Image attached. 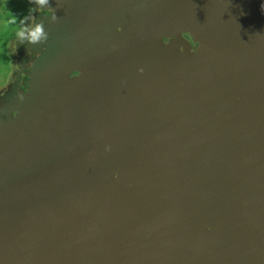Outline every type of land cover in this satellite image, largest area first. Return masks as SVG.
Returning <instances> with one entry per match:
<instances>
[{"label":"water","instance_id":"95a60500","mask_svg":"<svg viewBox=\"0 0 264 264\" xmlns=\"http://www.w3.org/2000/svg\"><path fill=\"white\" fill-rule=\"evenodd\" d=\"M105 1L0 109V264H264V0Z\"/></svg>","mask_w":264,"mask_h":264},{"label":"rangeland","instance_id":"374dc122","mask_svg":"<svg viewBox=\"0 0 264 264\" xmlns=\"http://www.w3.org/2000/svg\"><path fill=\"white\" fill-rule=\"evenodd\" d=\"M82 1L49 0L48 4L37 5L42 11L36 15V22L43 25L47 38L35 44L26 38L19 40L13 56L16 46L14 33L7 38L0 36V109L24 101V111L35 105L34 114L41 110L42 105L29 93L30 73L37 59L50 43L64 33L72 32ZM30 8L29 0H0V32L4 31L6 25L8 29L13 28L14 25L8 24L9 19L12 16L20 18L29 15ZM49 8L55 9L54 17L47 12ZM10 83L13 84L3 95L4 87ZM20 96L23 97L22 101L19 99ZM32 125L34 124L30 121V126Z\"/></svg>","mask_w":264,"mask_h":264},{"label":"clouds","instance_id":"9594fccd","mask_svg":"<svg viewBox=\"0 0 264 264\" xmlns=\"http://www.w3.org/2000/svg\"><path fill=\"white\" fill-rule=\"evenodd\" d=\"M29 3L31 5V8L29 10V15H26L20 18L12 16L9 19L8 24L14 25V27L11 29H8L6 25L4 31L0 32V36H3L4 38H7L8 35H11L12 33H14L15 40H16V46H15V51L12 53V56L16 53L17 44L19 40L26 38L31 43L35 44L47 38L46 33L44 32V29H43V25L36 22V15L42 11V9L40 7H37V5L42 6V5L48 4L49 0H29ZM261 9L262 11H264V4L261 5ZM47 12H49L51 16L53 17L55 16V9L49 8L47 9ZM29 21H32V22L30 23ZM16 65L20 69V66L18 64ZM12 84L13 83H10L6 87H4L3 95L6 93L7 89ZM19 99L22 101L23 97L20 96ZM16 114L17 113L15 112L13 113L14 116Z\"/></svg>","mask_w":264,"mask_h":264},{"label":"bare ground","instance_id":"6f19581e","mask_svg":"<svg viewBox=\"0 0 264 264\" xmlns=\"http://www.w3.org/2000/svg\"><path fill=\"white\" fill-rule=\"evenodd\" d=\"M96 1L97 0H84L82 4V8L77 14L76 23L74 25V34L76 37L77 45H79L80 43L84 41L86 37L87 26H88L89 20L91 19L92 15H95L96 21L99 20V24L102 23L101 16L97 15L94 11ZM103 1H104L103 5L105 6V10L111 11L110 3L105 0ZM68 39H69V36L63 35L61 38L52 42L44 49V51L38 58L31 72V78H30L31 84L33 83L34 76L38 73L40 67L45 62V60L48 59V57L54 52L65 49L68 44ZM68 51H69L70 58L73 57L72 59H74L77 57L74 49H69Z\"/></svg>","mask_w":264,"mask_h":264}]
</instances>
